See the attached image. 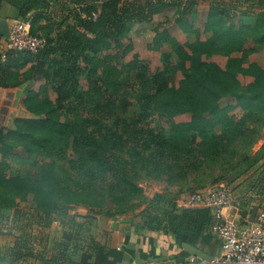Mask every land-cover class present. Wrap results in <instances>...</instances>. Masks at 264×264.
I'll list each match as a JSON object with an SVG mask.
<instances>
[{"label":"trees","instance_id":"trees-1","mask_svg":"<svg viewBox=\"0 0 264 264\" xmlns=\"http://www.w3.org/2000/svg\"><path fill=\"white\" fill-rule=\"evenodd\" d=\"M228 1L264 5V0ZM2 4L0 0V12ZM9 4L20 19L33 14L29 33L43 39L45 46L36 54L7 51V41L0 37V87L16 89L27 81L40 82L36 91H25L24 106L34 117L17 118L10 129L0 126V210L15 211V198L22 201L33 195L41 212L38 224L44 217L57 215L63 224L72 223L78 235L83 231L84 250L72 233L66 235L67 245L59 258L67 264L160 262L167 258L160 244L167 235L179 245L207 248L214 224L209 209L179 211L174 195H153L148 200L138 181L142 174L156 179L165 176L169 182L189 174H209L220 163L229 165L234 148L251 146L250 140L264 127V70L256 63L247 64L251 51L245 45L248 41L264 44V12H234L215 4L206 11L202 28L193 29L185 20L187 11L181 9L183 0H78L64 19V27H40L43 37L36 24L50 8L48 0H9ZM171 8L176 9L179 28L194 35L195 44L169 42L170 52L164 53V59L171 73L179 71L182 76L169 84L161 73L150 75L136 58L128 63L122 59L133 50L130 27L149 24ZM52 33L55 37L50 38ZM165 38V32L159 33L154 41L162 44ZM196 54L223 57L225 67L193 62ZM236 54L240 57H233ZM22 60L31 66L20 74L16 69L25 67L26 63L19 64ZM238 77L246 80L244 85ZM48 91L55 94L54 102L44 97ZM130 96L139 111L125 120L119 115L127 112ZM227 98L235 104L222 106ZM234 110L239 118L232 114ZM187 114L188 122L171 123L168 130L152 126L154 117L171 121ZM32 156L48 160L36 180L7 177V160L22 162ZM257 160H248V167ZM241 195L247 197L241 217H254L257 207L249 213L247 209L252 201L264 204V172L250 179ZM142 197L146 207L135 250L128 247L130 239L122 233L112 234L102 244L90 236L92 220L80 225L67 218L71 205L85 206L94 216L124 215L135 210V201ZM80 249V260L75 263L69 252ZM25 256L40 264H60L32 251L25 255L20 248L0 264H22Z\"/></svg>","mask_w":264,"mask_h":264},{"label":"rangeland","instance_id":"rangeland-1","mask_svg":"<svg viewBox=\"0 0 264 264\" xmlns=\"http://www.w3.org/2000/svg\"><path fill=\"white\" fill-rule=\"evenodd\" d=\"M2 8L0 17L4 19L8 24V29L14 23L27 24L30 29V21L33 18V14L28 15L26 19L18 18L16 10H14L9 0H2ZM191 1V5L188 2ZM49 10L44 12L42 18H39L36 24L38 34L44 37V31L40 27H57L63 24L64 19L69 17V10H73L77 7L78 0H48ZM224 4L228 9L234 12H249L257 14L264 12V5L254 4H234L228 0H183L181 9L187 11L185 20L188 25L193 29H201L205 20L206 11L210 6L215 4ZM176 9L171 8L165 13L155 16L149 24H134L130 27L129 41L133 46L132 52L122 59L123 63L131 62L136 58L144 67L148 69V73H161L163 78L167 80L169 84L176 82L182 78L181 73H171L169 67L164 59V53L170 52V41H175L181 45L195 44L194 35L184 33L179 28L177 23ZM70 19L67 20V23ZM165 32L168 39L165 38L161 43L154 41L156 34ZM50 38L55 37L52 33ZM126 42V41H125ZM157 43V44H156ZM160 45V46H159ZM159 46L158 50L153 48ZM245 49L250 50L251 54L247 59L248 63H256L264 70V44L254 45L248 41L245 45ZM233 57H240V55H234ZM207 61L218 65L220 68H224L226 59L223 57H201L196 54L193 56V62ZM6 58H2L1 63H5ZM26 63L24 68H17V73H23L30 68L31 63L20 61V65ZM133 80L134 73H128ZM241 85H244L246 80L243 77H238ZM40 86V82L36 80L27 81L19 88H1L0 87V126L5 129L13 127V121L17 118H33L34 116L29 113L25 106L24 100L26 98L25 91H36ZM84 90L87 89L83 82ZM50 101L54 102L56 96L51 91L44 94ZM129 107L125 114L119 115L122 119H129L138 114V106L134 103L132 97H128ZM226 104L234 105L233 99L227 98L221 101V105ZM232 114L236 117H240L238 110H234ZM190 115H183L174 118L169 121L164 118L154 117L152 120V126L155 129L168 130L171 123L188 122ZM219 128L214 130V134H219ZM251 141V146L247 149H242L241 146L232 150V156H229V165L224 163L218 164V166L209 174H189L183 180L176 182H169L165 176L156 179L142 174L138 181V186L143 190L144 197L151 199L153 195H174L177 196L176 207L177 210H181L185 207L187 200L197 193H207L213 191L221 186L227 187L232 192L235 202L234 206L239 211H242L241 206L245 203L244 195H241L247 187L249 180L255 178L259 173L264 172V127H262L258 134L254 136ZM71 156V154H68ZM67 156V158H68ZM258 159L253 167H248V160ZM48 160L32 156L30 159L17 162L15 160H7L10 168L7 171V177H21L25 179L36 180L43 169V165ZM61 162L57 161V164ZM236 169V172L233 171ZM226 172V174H225ZM225 184V185H224ZM215 188V189H214ZM16 204L15 211L13 209L0 210V261H5L10 257V252L14 250L21 251L26 255L29 252H33V255L44 256L45 259L55 261L60 264H67L64 258H59L63 251L64 245H67L66 235H73V239L78 242L80 248L86 246L85 233L83 231L78 235L74 232V225L68 221L63 224L62 216L52 215L44 217L41 224H38V216L41 212L36 209V203L33 201V195H26L24 200L15 198ZM137 207L133 211L113 218H106L104 216H94L89 213L87 207L82 205H71L67 211V218H73L74 224H84L88 220H92L90 227V236L97 242L102 241V244H107L109 241V226L110 229H116L120 224H127L131 227L139 229L142 226L143 220L141 213L146 207V202L142 197L140 200L135 201ZM105 205L107 202H105ZM244 205V210L246 209ZM108 207H111L110 205ZM14 211V212H13ZM236 211H231L234 214ZM45 216V215H43ZM49 217V218H48ZM78 231L77 229H75ZM209 237L211 240L207 243L212 252L218 248V240L216 239L213 231V227L209 230ZM213 236L215 238H213ZM70 246V244H68ZM197 246L202 247V244ZM80 249L78 252L70 250L72 260L77 263L80 260V253L83 251ZM5 259V260H3ZM22 264H40V260L32 257H24L20 262ZM54 263V262H53ZM3 264V263H2Z\"/></svg>","mask_w":264,"mask_h":264},{"label":"built area","instance_id":"built-area-1","mask_svg":"<svg viewBox=\"0 0 264 264\" xmlns=\"http://www.w3.org/2000/svg\"><path fill=\"white\" fill-rule=\"evenodd\" d=\"M6 50L36 54L45 46V41L33 37L29 26L14 23L9 29ZM244 198L247 197L244 195ZM235 198L228 187H219L207 193L191 196L182 209H209L214 218L213 231L219 242V253L207 262L191 256L189 264H264V204L250 202L247 213L257 207L254 217L241 212L234 206ZM235 210L234 214L231 211Z\"/></svg>","mask_w":264,"mask_h":264},{"label":"crops","instance_id":"crops-1","mask_svg":"<svg viewBox=\"0 0 264 264\" xmlns=\"http://www.w3.org/2000/svg\"><path fill=\"white\" fill-rule=\"evenodd\" d=\"M111 225L109 226V237L112 234H118V233H122L125 236L129 237L130 239V243H129V248L132 250H135L136 248V244L138 243V240L140 239L141 236V231L140 229H136L135 227H131L130 225L127 224H120L118 225V227L116 229H110ZM156 236V234H155ZM154 236V238H156ZM140 241V240H139ZM100 243H102V241H99ZM160 244L167 250V258L163 261L157 262V261H150L147 263H143V264H189V258H190V254L185 250L183 245H179L171 235H167V236H163V238L160 240ZM198 244H196V247H191L188 246L190 249H200L201 251H203L204 253L213 256L219 253L220 247L218 244V248L216 251L212 252L211 249L208 248H204V245H202V247L199 248V246H197ZM120 247V245L118 246ZM143 249L145 250L146 247H143ZM184 252H186L188 254V256H184ZM129 264V263H128ZM130 264H137L136 262H132Z\"/></svg>","mask_w":264,"mask_h":264},{"label":"water","instance_id":"water-1","mask_svg":"<svg viewBox=\"0 0 264 264\" xmlns=\"http://www.w3.org/2000/svg\"><path fill=\"white\" fill-rule=\"evenodd\" d=\"M0 37H2L5 40L9 39V29H8V24L7 22L0 17ZM185 250L193 257L202 259L204 261H211L212 256L204 253L200 249H190L186 244L183 245ZM195 248V247H194Z\"/></svg>","mask_w":264,"mask_h":264}]
</instances>
